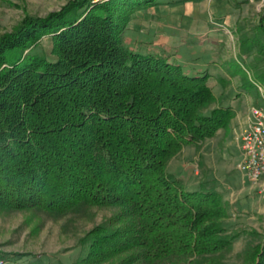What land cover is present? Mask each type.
<instances>
[{"label":"trees","instance_id":"16d2710c","mask_svg":"<svg viewBox=\"0 0 264 264\" xmlns=\"http://www.w3.org/2000/svg\"><path fill=\"white\" fill-rule=\"evenodd\" d=\"M153 1L68 0L0 36V208L113 207L82 238L89 257L215 264L235 238L222 196L205 183L185 188L166 164L214 136L230 109L202 110L213 99L208 73L121 42L130 13ZM44 34L54 59L34 49ZM257 46L264 53V41ZM248 259L264 264V239Z\"/></svg>","mask_w":264,"mask_h":264},{"label":"rangeland","instance_id":"374dc122","mask_svg":"<svg viewBox=\"0 0 264 264\" xmlns=\"http://www.w3.org/2000/svg\"><path fill=\"white\" fill-rule=\"evenodd\" d=\"M67 1L0 0V36L25 14L45 16ZM263 16L264 0H154L130 13L120 33L121 42L134 50H166L189 73H208L213 99L204 112L230 109L214 136L185 144L166 164L185 188L205 183L222 196V221L235 238L213 256L215 264H250L248 254L264 239V202L237 167L249 107L263 103L264 53L257 46L264 41ZM37 41L34 49L54 59L51 35ZM113 211L86 204L61 214L38 207L0 208V256L6 264H107L88 256L82 238Z\"/></svg>","mask_w":264,"mask_h":264},{"label":"built area","instance_id":"2783aa9c","mask_svg":"<svg viewBox=\"0 0 264 264\" xmlns=\"http://www.w3.org/2000/svg\"><path fill=\"white\" fill-rule=\"evenodd\" d=\"M240 151L238 170L264 202V96L262 104L249 107L246 125L240 133ZM0 264H6L1 256Z\"/></svg>","mask_w":264,"mask_h":264}]
</instances>
